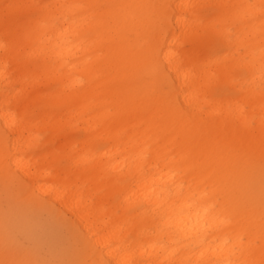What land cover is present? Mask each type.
<instances>
[{
	"label": "bare ground",
	"instance_id": "bare-ground-1",
	"mask_svg": "<svg viewBox=\"0 0 264 264\" xmlns=\"http://www.w3.org/2000/svg\"><path fill=\"white\" fill-rule=\"evenodd\" d=\"M261 2L262 0H0V73L7 66V75L11 78L9 82L0 75L1 173H5L9 163L14 164L17 159L23 160L25 167L21 171L28 182L24 187L32 191L46 187L47 190H43L42 195L56 210L52 214L54 220L67 217L66 221L78 225L90 236L99 233V247L88 254V258L95 264L120 259V249L127 247L135 250L134 258L140 264H189L190 261L208 258L220 259L224 264L229 260L233 264H264V226L261 221L259 193L256 195L254 209L245 211L246 175L242 165L235 168V189L229 193L241 205L239 215L231 224L220 225L212 217H206L186 197H173L168 201L174 217L172 228L158 238L159 243L155 238L128 240L131 227L124 226L125 210L109 200L111 195L92 200L94 190L111 188L118 180L132 178L135 179V187L142 198L147 197L155 202L161 195L166 196L158 187L160 172L155 167L156 151L159 149L166 152L179 148L174 136L158 143L163 136L169 134V129H153L151 133L145 134L141 127L144 124L142 112L132 103L135 85L119 64L114 49L105 47L102 53L81 51L78 42L65 44L62 36L64 33L75 37L78 30L83 33L93 27L91 19H86L83 15L86 10L73 8L72 5L169 4L174 7L172 23L176 28H182L186 19L189 23L198 18L204 19L203 8L185 10L179 5L240 6L232 10V27L237 39L225 55L237 62L246 78L239 80L236 77L238 83L232 77L225 78L223 84L233 90L235 95L232 97L223 93L211 98L209 111L201 114L197 110L194 120L187 116L185 120L189 135L197 136L199 126L203 124L222 139L235 137L238 126L243 128L246 122L247 135L255 143L258 184L260 145L264 138L261 128L264 121V87L261 86V74L264 72L261 61L264 17L261 16L259 7L248 6H258ZM5 5L66 7L45 10L57 18L56 28L47 33L37 31L20 46H16L9 38L6 51L3 45L16 16L27 15L33 10L27 7L9 9L6 21ZM107 11L122 14L134 12L146 16L150 10L138 8ZM185 11L187 17L183 15ZM141 39L142 30L129 25L125 28L122 45L132 49ZM159 40L163 46L165 36L161 34ZM33 50L40 53L38 58L31 55ZM19 62L32 63L35 80L26 83L16 74L15 68ZM76 81L80 83L75 87L66 86ZM16 83L31 96L30 104L37 110L35 119L24 120V110L18 107L15 93L6 94L5 88H11ZM124 98H127V103ZM172 99L178 110L182 105H187L180 89L174 91ZM13 118L19 123L13 125ZM42 131L50 133L46 142L56 143L57 151H51L45 143L44 153L34 156L31 153L36 146L33 141ZM77 132L84 136L76 139ZM146 144L153 145L152 158L133 164L141 146ZM96 145L102 149L95 152ZM70 149L87 153L88 159L76 168L53 167L51 161L63 158ZM195 163L199 164L200 161L196 160ZM227 163L225 156L221 166ZM233 164L235 165V161ZM66 182L75 187L77 197H82L87 204L86 209L70 196L65 197L63 193L54 190L55 186ZM18 219L23 221L21 217ZM66 225L77 245V233ZM237 235L245 240L242 250L234 255L217 252L225 240H235ZM153 244L156 246L153 247ZM201 252L205 253L204 257L200 256ZM81 258L82 254L77 247L66 258V264H73Z\"/></svg>",
	"mask_w": 264,
	"mask_h": 264
},
{
	"label": "snow or ice",
	"instance_id": "snow-or-ice-1",
	"mask_svg": "<svg viewBox=\"0 0 264 264\" xmlns=\"http://www.w3.org/2000/svg\"><path fill=\"white\" fill-rule=\"evenodd\" d=\"M27 7L32 9L27 15H17L12 28L4 42L7 51L9 38L16 46L24 44L37 31H47L58 26L57 18L51 12L45 11L53 5H5V18L9 16V9ZM76 9L86 10L83 15L90 18L93 27L81 33L76 32L75 37L62 33L65 44L79 43L81 51L103 52L105 47L115 50L116 58L123 70L129 74L131 83L135 85V95L132 103L142 112L144 124L141 126L145 134L153 129H169V134L163 136L158 143L168 140L169 136L175 137L176 148L170 151H156L155 167L160 172L162 193L153 202L152 199L141 197L135 187V179L118 180L111 188L101 187L97 196L111 195L115 203L125 210V227H131L128 240H147L159 237L172 228L173 211L168 201L173 197L187 198L195 203L205 214L218 221L220 225L231 224L239 215L241 205L239 201L229 195L235 189V168L242 165L246 175L247 202L245 211L254 209L257 192L259 193L260 213L262 226H264V138L260 145L259 182L257 184V163L255 157L254 140L247 135L244 127L238 126L236 136L221 138L214 135L212 130L206 129L203 124L199 126L198 135L193 137L187 131L185 117L194 120L197 114L210 110V99L232 90L223 85L227 77L243 79V69L231 57L225 55L237 39L235 29L232 27L234 18L233 9L237 5H179L185 10L203 8L207 15L204 19H196L191 23L185 20L182 28H176L172 23L175 15L174 7L169 4L150 5H107L89 4L72 5ZM248 7H259L261 16L264 17V0L261 4ZM149 9V13L139 15L134 12L122 14L110 12L112 9ZM187 17V11L183 13ZM138 27L142 30L141 41L132 49L122 45V37L127 26ZM165 36L163 46L159 36ZM31 55L39 57L40 53L33 50ZM91 59V57H89ZM261 61L264 65V47L261 49ZM22 80L26 83L36 78L35 69L31 62H19L15 68ZM3 79L11 82L7 75V66ZM179 82V83H178ZM80 81L66 85L75 87ZM261 86L264 87V72L261 74ZM17 89H20L17 91ZM182 90L187 105L176 109L173 103V93ZM6 94L15 93L18 107L24 110V120L35 119L31 109V96L27 95L19 83L11 88H5ZM127 103V98H124ZM242 115V113L240 114ZM13 125L19 123L15 118ZM264 132V121L261 124ZM7 133V128L5 129ZM39 147V138L33 141ZM151 144L141 146V150L133 159V164L152 158ZM228 160L227 165L221 166L222 161ZM8 156L6 154V160ZM86 159L87 153H78L70 149L64 157L52 160L53 167L62 165L65 169L79 167ZM199 160L200 163H195ZM235 161V165L233 164ZM24 161L17 159L14 164L9 163L5 168V186H11L17 199L25 200L37 211L43 208L45 197L43 190L32 191L25 188L26 177L22 175ZM55 191L61 192L65 197L76 200L82 208L87 204L82 197H77L76 189L69 183L55 186ZM155 191V190H154ZM68 224L78 235L77 247L82 257L73 264H95L88 258L89 252L99 247V233L90 236L78 225L61 220ZM245 240L237 235L235 240H225L217 252H227L234 255L242 250ZM229 245H231L229 247ZM110 246V245H108ZM156 244H153L155 247ZM3 258L0 264H65L60 260L42 259L46 249L41 243V237L31 221L12 219L5 212L2 229ZM120 259L106 261V264H140L135 257V250L131 247L121 248ZM205 256L204 252L200 253ZM189 264H224L220 259H201L190 261ZM227 264H233L231 260Z\"/></svg>",
	"mask_w": 264,
	"mask_h": 264
},
{
	"label": "rangeland",
	"instance_id": "rangeland-1",
	"mask_svg": "<svg viewBox=\"0 0 264 264\" xmlns=\"http://www.w3.org/2000/svg\"><path fill=\"white\" fill-rule=\"evenodd\" d=\"M206 4V3H204ZM207 5V4H206ZM202 14H204V18L207 15L205 9H203ZM243 79L246 78L245 72L243 71ZM239 80H242L238 77ZM224 85V84H223ZM226 88L230 89L228 86L224 85ZM226 94L230 96H234V91L232 90L230 93L226 92ZM32 113L35 114L37 112L36 107L34 105L31 106ZM50 133L47 131H42L39 133V147H34L32 150V155L37 156L44 153L45 143L51 151H57L56 143H48L47 137ZM76 139H80L84 136L81 132H77L75 134ZM101 146L95 147V152L100 151ZM62 158H58L59 161ZM58 167L62 165H57ZM93 201L99 196L96 195L97 190H94ZM111 202H115L112 197L109 198ZM109 201V202H110ZM43 208L37 211L34 207L30 206L25 200L17 199L14 190L11 186L6 188L5 186V173L2 174L0 171V259L3 258L2 252V229L3 222L5 217V212L7 211L9 216L12 219H17L21 217L23 221L30 220L32 225L37 229L40 237L41 243L46 249L45 256L41 257L42 259L49 260H60L66 262V258L69 255L73 254V251L77 248L75 243V239L73 235L68 231L67 225L61 223V218H57L54 220L52 214L56 213L55 208L45 199L43 202ZM64 221L67 220V217H64Z\"/></svg>",
	"mask_w": 264,
	"mask_h": 264
}]
</instances>
